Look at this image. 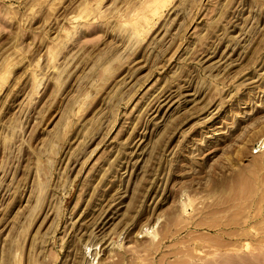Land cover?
<instances>
[{
	"label": "rangeland",
	"instance_id": "rangeland-1",
	"mask_svg": "<svg viewBox=\"0 0 264 264\" xmlns=\"http://www.w3.org/2000/svg\"><path fill=\"white\" fill-rule=\"evenodd\" d=\"M0 264H264V0H0Z\"/></svg>",
	"mask_w": 264,
	"mask_h": 264
},
{
	"label": "bare ground",
	"instance_id": "bare-ground-1",
	"mask_svg": "<svg viewBox=\"0 0 264 264\" xmlns=\"http://www.w3.org/2000/svg\"><path fill=\"white\" fill-rule=\"evenodd\" d=\"M248 187H249V186H248ZM227 255H228V254H226V257H227ZM221 256H222V255H221ZM240 257H241V256H240ZM246 257H247V256H246ZM224 259H225V258H224ZM226 259H227V258H226ZM233 262H234V261H233ZM233 262H232V263H233ZM259 262H260V261H259Z\"/></svg>",
	"mask_w": 264,
	"mask_h": 264
}]
</instances>
